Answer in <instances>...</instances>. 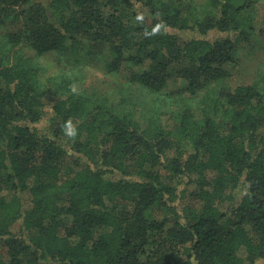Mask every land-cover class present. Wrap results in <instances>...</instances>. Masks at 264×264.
<instances>
[{
  "label": "trees",
  "instance_id": "trees-1",
  "mask_svg": "<svg viewBox=\"0 0 264 264\" xmlns=\"http://www.w3.org/2000/svg\"><path fill=\"white\" fill-rule=\"evenodd\" d=\"M261 10L0 0V264H264V73L228 71ZM96 55L112 93L82 86Z\"/></svg>",
  "mask_w": 264,
  "mask_h": 264
},
{
  "label": "rangeland",
  "instance_id": "rangeland-1",
  "mask_svg": "<svg viewBox=\"0 0 264 264\" xmlns=\"http://www.w3.org/2000/svg\"><path fill=\"white\" fill-rule=\"evenodd\" d=\"M257 26L256 31L248 34L247 37L242 38L240 44V57L235 66H229L230 73L229 84L233 87L242 82H251L257 76V73H264V11L261 10L256 15ZM218 31L213 30L207 33V37L211 38L218 35ZM186 36V35H184ZM197 36V35H196ZM182 38L181 35H179ZM18 54L24 56H32L35 61L39 62L47 68L48 74H54L60 67L65 65V58L59 54L46 51L41 55H36L31 50H21ZM104 56V55H103ZM105 57V56H104ZM92 58V57H90ZM105 61L99 55L93 57L85 67L86 74L82 86L87 90L98 89L106 94L116 91L118 87L125 83V78L122 74L115 75L106 72L104 67ZM179 107V105H178ZM177 108V107H176ZM183 205L192 204L190 195L184 194L181 198ZM17 225L14 226V229ZM181 259L185 258V251L183 249L179 256Z\"/></svg>",
  "mask_w": 264,
  "mask_h": 264
}]
</instances>
